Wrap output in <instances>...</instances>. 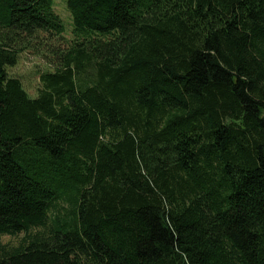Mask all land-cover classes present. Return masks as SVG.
Masks as SVG:
<instances>
[{
	"label": "trees",
	"instance_id": "1",
	"mask_svg": "<svg viewBox=\"0 0 264 264\" xmlns=\"http://www.w3.org/2000/svg\"><path fill=\"white\" fill-rule=\"evenodd\" d=\"M65 6L0 0V264H264V0Z\"/></svg>",
	"mask_w": 264,
	"mask_h": 264
},
{
	"label": "rangeland",
	"instance_id": "2",
	"mask_svg": "<svg viewBox=\"0 0 264 264\" xmlns=\"http://www.w3.org/2000/svg\"><path fill=\"white\" fill-rule=\"evenodd\" d=\"M54 12L60 18L62 25L64 26V41H70L72 39L71 31L73 28L72 19L65 6V0H52ZM56 43V42H55ZM57 44V43H56ZM58 46L61 49L66 48L64 42ZM50 48V47H49ZM37 51L34 49H27L22 52L17 59L16 64L13 67H6V72L9 77L17 78L25 92L31 97L36 98L38 90L40 88L39 75L41 73L51 71L52 65L49 57V49ZM24 234L21 233L15 237L0 236V242L15 246L23 238Z\"/></svg>",
	"mask_w": 264,
	"mask_h": 264
}]
</instances>
